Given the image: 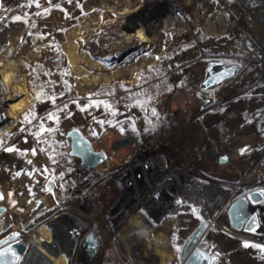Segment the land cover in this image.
<instances>
[{"label": "rangeland", "instance_id": "374dc122", "mask_svg": "<svg viewBox=\"0 0 264 264\" xmlns=\"http://www.w3.org/2000/svg\"><path fill=\"white\" fill-rule=\"evenodd\" d=\"M8 2L0 8V208L6 209L3 216L11 229L24 233L29 245H38L50 260L60 254L67 264H119L124 258L108 251L122 224L111 229L107 215L125 216L130 207L124 223L139 219L137 209L151 210L155 192L173 176L179 185L185 182L178 190L183 201L173 204L167 219L146 212L153 227L133 257L144 264H166L157 247L168 242L177 252L172 264H182V244L199 224L195 210L202 208L204 214L208 204L207 197L187 193L186 186L235 183L250 156L263 146L252 135H243L248 126L238 117L233 127L239 136L226 150L229 164L217 166L212 157L218 145L216 127L225 112H243L244 103L252 100H244L246 95L264 91L262 65L248 69L243 88L202 96L198 92L208 61L221 50L236 54L238 35L251 36L264 51V0ZM170 8L181 9L184 18H176ZM53 54H60L61 60L49 68L46 59ZM208 95L213 102L223 96L221 110L206 104ZM231 98L238 101L224 106ZM35 121L43 134L64 146L70 147L67 132L77 128L96 150L108 152V162L90 172L94 185L87 210L76 209L59 188L34 142ZM135 130L141 133L135 144L112 149L114 141ZM252 181L264 182V161ZM121 182L139 191L130 196L119 188ZM219 207L212 219L205 218L215 222V253L224 257V264H264V235L230 237ZM73 220L83 225V233L94 231L99 237V252L90 262L81 255L80 236L56 256L45 247L54 241L52 224L60 221L71 231Z\"/></svg>", "mask_w": 264, "mask_h": 264}, {"label": "built area", "instance_id": "2783aa9c", "mask_svg": "<svg viewBox=\"0 0 264 264\" xmlns=\"http://www.w3.org/2000/svg\"><path fill=\"white\" fill-rule=\"evenodd\" d=\"M170 12L172 11L176 18L182 19L184 18V14L181 9H168ZM237 52L234 55L227 54L226 58L231 63H240L241 68L236 73V75L224 82V84L216 90V92L221 91L224 88H229L231 90H237L238 88H243L244 85L247 83V76H248V69L252 66L262 65L264 67V51L258 47L255 41L252 39L251 36L247 34H240L237 37ZM215 58V57H214ZM213 59V58H212ZM61 60L60 54H53L46 59V66L49 68H54ZM209 62V61H208ZM259 100L262 101L260 105H254L245 107L244 111L241 112L240 110L234 111V113L228 118L223 120L217 125L218 130V138L216 142L218 145L216 147L220 148V152L212 153L213 160L216 162L220 159L221 156L227 155L226 150L232 144V142L236 138V131L233 127V122L235 118L241 117V119L247 124L248 130L247 132L243 133L244 136H253L262 143L261 149L254 152L249 160L248 166L243 173L241 179L236 181L233 184L229 183H222L221 186L217 187L212 183L203 182L197 188L195 183L190 186V188H195L191 190V192H187L189 189L186 186L187 193H194L195 197L198 196V193L201 194L200 197L204 198L207 197L209 200L214 201L215 198H220V202L218 203L219 207V214L222 215L224 219H226L229 223L227 225L225 232L232 238L237 240H250L251 236L260 237L264 235V183L260 185V191L263 192V199L260 203L254 206L253 215L255 216V223H256V231L255 232H246L244 230H236L234 229L229 220L228 210L230 206L233 204L234 201L237 199L248 196L250 193L257 191L255 188H250L249 182L251 181L253 175L257 172L258 168L264 161V91L258 94ZM219 100L214 101L211 104V108L213 110H221L223 107V96L218 97ZM34 127V130L38 133V137L35 138V143L40 146L42 158L46 162V164L53 170L56 176V180L58 183L59 188L62 190L64 196L74 202L76 209L78 210H87L88 207L91 206V197L90 193L92 192L94 181L90 176L91 171L83 170L79 166V160L71 157L69 155V146H64L60 141L54 140L49 134H43L42 129L40 126L37 125L36 121L31 124ZM161 158V157H160ZM164 162V161H163ZM160 162L155 161L156 166L159 165ZM167 167V165L164 163ZM221 184V183H220ZM139 186H142L139 184ZM189 186V185H188ZM120 189H124V191L128 190V194L131 196L132 192L136 193L135 191H139L136 187L128 186L126 187L123 182L119 185ZM203 188V189H202ZM213 188V192L211 191ZM178 181L172 177H169L168 180L163 184L162 187L158 189V191L154 194V206H152L151 210H145L139 207L137 209L138 212H141L146 217V212L149 213L150 217L152 218H159L161 220L167 219V217L171 216L168 212L173 207V204L177 203V200L180 202L183 201V198L180 195ZM202 190V191H201ZM204 190V192H203ZM210 190V193H209ZM201 191V192H200ZM198 192V193H197ZM206 193V194H205ZM206 195V196H204ZM210 195V196H209ZM133 196V195H132ZM136 196V194H135ZM174 196V197H173ZM201 199V198H200ZM196 203V202H195ZM202 212L203 209L201 208ZM106 212V211H105ZM131 213L130 207L125 210V216H110L109 214L107 222L111 226L112 229H116L121 224L124 223V218ZM147 218V217H146ZM148 219V218H147ZM251 223L253 220H250ZM211 226L214 221H210ZM250 223V224H251ZM74 229L76 225H80V231L74 232L76 237L80 236V247L81 243L83 242L87 233H83V225L78 223L77 221L73 220ZM59 225L63 227L62 235L59 234L58 231L52 228L53 224L51 225V236L53 237V243L55 246H46L50 247V253L57 255L58 249L57 243L61 239V237L69 235L71 231H67V228L64 226L62 222L59 221ZM73 229V231H74ZM118 234V233H117ZM75 236V235H74ZM43 242V241H42ZM45 242V241H44ZM116 243H119V239L115 240ZM48 243V242H46ZM45 243V244H46ZM75 244V242H74ZM30 246V245H29ZM61 246V245H60ZM31 247V246H30ZM29 247V248H30ZM30 251V250H29ZM28 253H25L22 260L19 264H24ZM81 255H85L87 261L90 262L93 259H90L87 253H85L81 249ZM124 259L119 264H144L143 260L139 257H133L132 255H124ZM39 261H37L38 264ZM88 264V263H87Z\"/></svg>", "mask_w": 264, "mask_h": 264}, {"label": "water", "instance_id": "95a60500", "mask_svg": "<svg viewBox=\"0 0 264 264\" xmlns=\"http://www.w3.org/2000/svg\"><path fill=\"white\" fill-rule=\"evenodd\" d=\"M240 63H231L226 58V52L219 51L218 57L211 59L205 68L204 77L199 84L198 95L208 94L219 89L224 82L233 78L240 70ZM213 103L212 97H207L206 104ZM141 137V133L137 130L121 137L112 143V149L117 151L122 148H128L135 144ZM66 138L70 141L69 155L79 160V166L86 171L99 169L109 160V154L106 150H96L92 141L85 134L77 129H70ZM220 152V148L215 147L213 153ZM164 163L168 161L161 156ZM230 162L228 155L221 156L215 162L217 166H225ZM263 195L259 191L250 193L248 196L241 197L233 202L228 210L231 226L236 230H244L246 232H255L256 223L253 215L254 206L261 202ZM6 211L0 208V215ZM195 214L199 219L196 229L184 241L180 252V262L182 264H219L224 263V257L214 251V243L212 239L213 227L211 223L203 216L200 208L195 210ZM3 228L0 229V264H19L25 253L28 257L24 264H37L39 255L36 253V245L29 246V242L24 237V233L11 229V224L7 222L5 217H0ZM253 220L251 223L250 220ZM251 223V224H250ZM208 244L204 250L203 244ZM44 246V244H43ZM30 247V248H29ZM81 249L88 254L90 259H94L100 249V240L94 231L86 234ZM30 250V251H29Z\"/></svg>", "mask_w": 264, "mask_h": 264}, {"label": "crops", "instance_id": "0c3cea01", "mask_svg": "<svg viewBox=\"0 0 264 264\" xmlns=\"http://www.w3.org/2000/svg\"><path fill=\"white\" fill-rule=\"evenodd\" d=\"M8 1H10V0H0V5H1L0 8L4 9L3 6L8 5V3H9ZM5 14H7V12H5ZM218 92H220V91H218ZM247 99H249V100L252 99V100H250L249 103L247 101L248 105L244 103V105L246 107L262 104V101L259 100V95L254 94L253 91L251 93H249L248 95H246L244 100H247ZM237 101H238L237 99L231 98L228 101H226V104H224V106L233 105ZM238 109L239 108H235V109L233 108L230 112H225V114L223 113L225 115L224 118L228 119L234 113V111H236ZM238 136L239 135H237V137ZM212 153H213V150H212ZM109 166L110 165H108V167ZM108 167H107V169H108ZM96 170H98V169H96ZM92 171H94V170H92ZM262 183H264V182L263 181L253 182L251 179V181L249 182V186H250V188H255V189L257 188L256 190L261 192L263 195V192L260 191V185ZM138 215H139V219L137 218L135 221H131L132 219L128 218V220L122 224V228L118 232V234H115V236L113 238V242L111 243V247H110L108 252H111L113 254H118V256H122V257H124V255H132L133 256V253L135 252V248L143 245V241L145 240V236L148 235L149 230H151V227H153V226H151L150 221L145 217L144 214H142L141 212H138ZM159 223H161V222H159ZM159 227H162V223L160 224ZM110 228H111V226H110ZM125 229H126V233L123 235L122 232H124ZM50 236H51V234H50ZM117 238L119 239V243L115 242V240ZM157 248L160 251L157 254H159L162 257V262L163 263L167 262L166 264H172L171 258L177 254L175 244L172 243V245H171L168 242H165V243L161 242V244H159V246ZM149 249L147 250V253L150 252Z\"/></svg>", "mask_w": 264, "mask_h": 264}, {"label": "bare ground", "instance_id": "6f19581e", "mask_svg": "<svg viewBox=\"0 0 264 264\" xmlns=\"http://www.w3.org/2000/svg\"><path fill=\"white\" fill-rule=\"evenodd\" d=\"M9 26V25H8ZM144 26V25H143ZM145 27V26H144ZM1 28V27H0ZM11 28V27H10ZM4 34V33H3ZM2 37H4V36H2ZM107 47L105 46L104 47V50L106 49ZM72 53H73V51H72ZM75 53V52H74ZM76 54V53H75ZM74 56V55H73ZM76 60V59H75ZM74 61V60H73ZM75 62V61H74ZM76 66V65H75ZM77 67V66H76ZM88 76V75H87ZM184 185H185V182H180V185L178 184V186H179V189L181 190L182 188H184ZM189 190V192H190V188H188ZM209 192H210V190H209ZM174 197V196H173ZM211 198V197H210ZM216 200V199H215ZM212 201L211 199H209L208 200V202H205V203H208V204H206V206H205V208H206V212H204V214H203V216H204V218H206V219H209V218H211V216H212V214H213V212H214V210H215V208L217 207V205H218V200H219V202H220V198H218V200L217 201ZM212 219V218H211ZM52 228L54 229V230H56V231H58L59 232V234L60 235H62V233H63V227L61 226V225H59V222H57V223H54L53 224V226H52ZM43 229V228H42ZM44 230V229H43ZM78 232V231H80V225H76V228L74 229V231L72 230V232H70V234L69 235H66V236H63V237H61V239L59 240V242L57 243V245H59L57 248L58 249H60V248H66L67 250L69 249V248H72V246H74V242H73V240L72 239H75V237H76V234H74V232ZM41 233H43L42 231H41ZM31 235H33V233H31ZM75 235V236H74ZM50 241H51V239H50ZM66 242H68V245H66L65 243ZM34 243H37V242H34ZM45 243V242H44ZM40 244H41V242H40ZM43 244V243H42ZM46 246H48V245H50V246H55V244L54 243H46L45 244ZM61 245V246H60ZM65 245V246H64ZM101 245V244H100ZM37 247L38 248H36V253H37V255H39V253H40V255H39V262H38V264H67L66 263V260L64 259V257H62L60 254H58L57 256L58 257H55V258H52L51 260L50 259H48L47 258V256H45V255H49L47 252L46 253H41V249H40V247L37 245ZM71 250V249H70ZM60 251H61V249L58 251L59 253H60ZM50 252V251H49ZM62 253V252H61ZM67 253V252H66ZM64 254V253H63ZM69 255V254H68ZM67 259H68V257H67ZM55 263H54V262Z\"/></svg>", "mask_w": 264, "mask_h": 264}, {"label": "flooded vegetation", "instance_id": "af4514ba", "mask_svg": "<svg viewBox=\"0 0 264 264\" xmlns=\"http://www.w3.org/2000/svg\"><path fill=\"white\" fill-rule=\"evenodd\" d=\"M0 217H4V216L0 215ZM3 224H4V222H2V220L0 219V229L3 228ZM207 246H208L207 243H206V244H203V247H202V248L205 250V249L207 248ZM220 255H221V254H220ZM220 261H221V259H220ZM220 261L216 262V264H219ZM223 264H224V263H223Z\"/></svg>", "mask_w": 264, "mask_h": 264}, {"label": "snow or ice", "instance_id": "6c2138e0", "mask_svg": "<svg viewBox=\"0 0 264 264\" xmlns=\"http://www.w3.org/2000/svg\"><path fill=\"white\" fill-rule=\"evenodd\" d=\"M6 151H13V149H11V148H8V149H6Z\"/></svg>", "mask_w": 264, "mask_h": 264}]
</instances>
